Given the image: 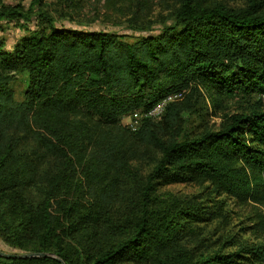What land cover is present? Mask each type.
<instances>
[{
  "label": "trees",
  "instance_id": "trees-1",
  "mask_svg": "<svg viewBox=\"0 0 264 264\" xmlns=\"http://www.w3.org/2000/svg\"><path fill=\"white\" fill-rule=\"evenodd\" d=\"M174 1L172 24L132 41L49 19L11 51L0 41V241L51 255L0 256V264H264V243L236 233L205 244L204 231L225 224L222 202L157 191L204 180L218 193L264 204V0L237 9ZM21 16L0 5V20ZM17 73L27 77L20 100L10 85ZM200 89L254 102L216 130L174 139L160 136L156 121L134 132L121 123L170 93L199 99ZM179 108L168 105L158 123L173 127ZM96 125L158 149L143 179L125 170L120 146L94 138Z\"/></svg>",
  "mask_w": 264,
  "mask_h": 264
},
{
  "label": "rangeland",
  "instance_id": "rangeland-1",
  "mask_svg": "<svg viewBox=\"0 0 264 264\" xmlns=\"http://www.w3.org/2000/svg\"><path fill=\"white\" fill-rule=\"evenodd\" d=\"M213 1L237 9L243 8L247 0ZM0 5L17 8L23 15L0 20V41L7 51H11L22 37L37 31L45 19L52 21L56 27L126 35L132 41V39L157 34L162 27L172 24V16L178 7L174 0H42L38 5H32L31 0H1ZM13 77L10 85L15 92V98L20 100L27 85V77L24 73H17ZM199 93L201 98L196 99L183 91V98L179 101L180 117L173 127H166L158 123V120L153 122L160 136L164 139H174L178 136L185 137L198 132L216 130L223 122L225 115L242 110L249 103L254 102V99L241 97L220 99L202 89ZM262 109L264 110V102ZM125 122L127 119H122V124ZM93 134L96 140L104 137L107 141H113L118 147L120 146V149L124 151L123 156L127 165L125 170L131 169L141 179L147 175L160 157L158 149L134 141L120 128L96 125L93 128ZM125 170L120 169V174ZM125 183L129 185V182ZM211 187L212 185L204 180H194L161 186L157 191L184 200L199 196L201 193L200 197L204 195L203 204L208 205L212 202L214 207L222 202V213L227 216L225 224L211 234V227L204 231L209 236L205 244L212 242L219 233L226 231L229 234L236 233L237 238L248 243H264V204L218 193ZM129 188L136 189L134 182ZM206 191L208 193L205 195ZM0 251L15 255L34 254L11 249L2 241H0Z\"/></svg>",
  "mask_w": 264,
  "mask_h": 264
},
{
  "label": "built area",
  "instance_id": "built-area-1",
  "mask_svg": "<svg viewBox=\"0 0 264 264\" xmlns=\"http://www.w3.org/2000/svg\"><path fill=\"white\" fill-rule=\"evenodd\" d=\"M183 95H184L183 91H177L174 93H170L164 96L161 100H159L152 107L145 109V110L133 112L129 116L123 118V119H127V122H125L122 125L126 127L129 131L134 132L145 121L159 120L163 116L168 105H170L171 103L180 101L183 98Z\"/></svg>",
  "mask_w": 264,
  "mask_h": 264
},
{
  "label": "water",
  "instance_id": "water-1",
  "mask_svg": "<svg viewBox=\"0 0 264 264\" xmlns=\"http://www.w3.org/2000/svg\"><path fill=\"white\" fill-rule=\"evenodd\" d=\"M0 256L4 258H15V259H26L33 257H43V256H51L47 254H24V255H15V254H6L0 251ZM61 264H63L59 259H57Z\"/></svg>",
  "mask_w": 264,
  "mask_h": 264
}]
</instances>
